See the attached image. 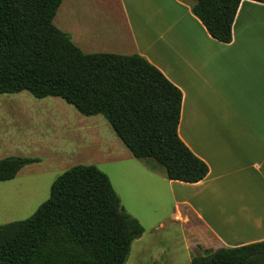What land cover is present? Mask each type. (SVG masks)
<instances>
[{
  "label": "trees",
  "instance_id": "trees-1",
  "mask_svg": "<svg viewBox=\"0 0 264 264\" xmlns=\"http://www.w3.org/2000/svg\"><path fill=\"white\" fill-rule=\"evenodd\" d=\"M63 1L0 0V95L59 97L85 116L103 115L151 170L170 180H204L208 164L179 136L180 88L141 54L84 52L54 23ZM242 1L196 0L192 11L213 39L231 43ZM39 161L0 159V182ZM144 232L110 177L80 164L53 182L31 217L0 225V264H125ZM191 264H264V240L211 250Z\"/></svg>",
  "mask_w": 264,
  "mask_h": 264
},
{
  "label": "crops",
  "instance_id": "crops-1",
  "mask_svg": "<svg viewBox=\"0 0 264 264\" xmlns=\"http://www.w3.org/2000/svg\"><path fill=\"white\" fill-rule=\"evenodd\" d=\"M126 1L121 0V4L129 46L120 43L116 47L118 30L109 27L107 37L95 48L104 53L120 49L125 55L141 54L180 88L183 100L179 136L210 169L198 183L166 176L170 192L211 232L201 245L205 251L263 241L264 3L243 0L233 25L232 42L221 43L194 15L192 0L190 4L161 0L163 11L154 7V15L160 19L153 16L155 22L149 19L145 28L135 22ZM190 25L198 30H191ZM74 42L86 53H102L92 52L95 48L91 43ZM257 97H261L258 104ZM242 128L244 134L237 136L235 129ZM151 171L165 178L164 172ZM182 187L189 189V196H179L176 189ZM177 207L175 218L189 224V216Z\"/></svg>",
  "mask_w": 264,
  "mask_h": 264
},
{
  "label": "rangeland",
  "instance_id": "rangeland-1",
  "mask_svg": "<svg viewBox=\"0 0 264 264\" xmlns=\"http://www.w3.org/2000/svg\"><path fill=\"white\" fill-rule=\"evenodd\" d=\"M183 1L188 4L191 0ZM192 1L196 4V0ZM126 3L135 22L144 28L149 25V19L153 22L155 17L160 19L154 15V7L158 11L159 4L164 8L161 0H127ZM123 9L121 0H71V3L64 0L54 23L74 41L91 43L94 48L112 27L118 30L116 47L120 43L128 47ZM190 26L191 30H198L197 26ZM175 35L173 32L172 36ZM113 50L107 52H123ZM260 99L257 97V104ZM247 103L250 105L249 100ZM235 132L240 136L244 128ZM8 156L40 161L25 166L15 179L0 182V225L31 217L49 199L53 182L68 169L80 164L95 165L110 177L123 208L145 229L143 236L133 242L125 264H191L193 257L209 252L201 246L211 234L205 223L192 214L191 208L177 203L164 173L162 178L132 156L103 115L85 116L59 97L40 99L28 91L2 94L0 159ZM176 190L181 197L189 196L186 187ZM177 206L184 216H189V224L175 218ZM214 214L218 217L215 211Z\"/></svg>",
  "mask_w": 264,
  "mask_h": 264
},
{
  "label": "bare ground",
  "instance_id": "bare-ground-1",
  "mask_svg": "<svg viewBox=\"0 0 264 264\" xmlns=\"http://www.w3.org/2000/svg\"><path fill=\"white\" fill-rule=\"evenodd\" d=\"M252 215V214H251ZM233 230V229H232ZM234 231V230H233ZM237 234V233H236Z\"/></svg>",
  "mask_w": 264,
  "mask_h": 264
}]
</instances>
